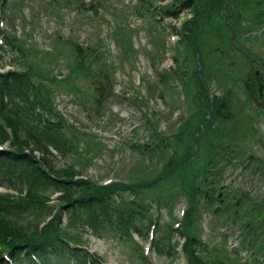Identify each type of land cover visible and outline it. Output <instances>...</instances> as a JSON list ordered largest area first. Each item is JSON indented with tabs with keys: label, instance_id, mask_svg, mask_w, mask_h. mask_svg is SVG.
<instances>
[{
	"label": "rangeland",
	"instance_id": "1",
	"mask_svg": "<svg viewBox=\"0 0 264 264\" xmlns=\"http://www.w3.org/2000/svg\"><path fill=\"white\" fill-rule=\"evenodd\" d=\"M189 1L193 5L184 7L175 0H0V72L30 75L48 98L42 114L58 119L68 142L62 156L51 155L63 180L35 178L21 163L0 166V254L6 233L15 229L29 235L40 230L52 241L58 258L49 264H193L190 254L216 264L219 257L229 262L232 253L230 264H264L262 245L248 247L244 224L259 215L243 212L256 210L264 195V132L249 136L239 125L234 141L227 133L212 141L210 133L195 158L201 166L191 171L182 169L188 156L178 155L175 167L162 171L168 155L157 154L158 132L174 133L177 145L190 142L183 119L175 121L182 131L166 132L163 124L168 115L162 105L186 101L178 83L196 101L193 85L200 76L204 97L232 103L229 114L236 115L251 110L245 92L254 95L261 91L257 83L264 86V0ZM68 67L69 77L59 80ZM215 108L220 118L228 111ZM225 146L226 199L214 213L218 202L202 195L220 185L215 162ZM92 185L108 190L103 202L68 206V197ZM99 204L117 210L110 215L119 225H107ZM232 221L233 245L242 250L230 246ZM191 239L206 245L204 255ZM254 251H261L259 260H251Z\"/></svg>",
	"mask_w": 264,
	"mask_h": 264
},
{
	"label": "trees",
	"instance_id": "2",
	"mask_svg": "<svg viewBox=\"0 0 264 264\" xmlns=\"http://www.w3.org/2000/svg\"><path fill=\"white\" fill-rule=\"evenodd\" d=\"M187 5L188 3H185L183 6ZM194 21L191 24L193 26ZM41 93L42 88L35 86L28 73L15 70L0 74V145H7L5 149H0V166L21 163L31 168L35 178H48L50 181V177L54 176L53 178L63 180L56 176L59 171L54 169L51 155L54 151L56 156H62L68 146L65 145L68 142L61 132L64 126L60 125L57 118L45 119L46 115L44 116L41 110L46 108L47 100L43 98H48L41 97ZM65 181L73 184L77 182L70 179ZM97 187L99 186L86 187L85 190L89 191H81L75 199L68 197V206L78 204L80 208L85 209L87 206H93V203L103 202L102 195L108 190H96ZM99 206L100 216L107 225H119L113 223L110 215L111 210L116 214V209L100 204ZM0 210L4 211L1 203ZM115 219L117 218L114 216L113 220ZM86 223L92 230V223L89 220H86ZM135 229L137 230L136 227ZM39 232L29 235L13 229L11 234L6 233L7 238L3 241L5 250L3 255L0 254V264H49L52 259L57 260L56 247L45 234ZM59 241L63 243L62 240ZM191 243L192 246L199 245L195 239H191ZM157 250L160 251L159 248ZM190 258L193 264H209L197 255L190 254ZM225 262L219 261L216 264H230V261Z\"/></svg>",
	"mask_w": 264,
	"mask_h": 264
},
{
	"label": "flooded vegetation",
	"instance_id": "3",
	"mask_svg": "<svg viewBox=\"0 0 264 264\" xmlns=\"http://www.w3.org/2000/svg\"><path fill=\"white\" fill-rule=\"evenodd\" d=\"M198 80L200 82L201 80L200 76L198 77ZM257 85L258 87H260V90H261V91H258L257 94L253 95L250 93V91H246L245 94L242 96L248 102V106L251 107V110L245 108L243 111V114H240V115H236L235 112L234 113L231 112L229 114V111H231L229 110V108L231 109L230 106L232 103H228L224 99L219 100V99H214L212 97L205 98L203 88L199 87L200 84L195 85L199 99H197L196 101H193V100L191 101V99L190 100L188 99L187 101H185L184 106H183L184 117H180L185 122V125H184L185 131H188L190 134L186 139L190 142H185L183 141V139H181V143L179 145L174 143V141L172 140L174 133H170V135L167 137V133H168L167 131H169V129L170 130L173 129L176 126H178L179 129L182 131V126H181L182 123L178 125L175 122V121H178L180 118H175L173 121H171V118L169 117L171 113L174 114L181 110H180V107H178L179 105L178 103H171L168 101V103L165 104L166 105L165 109L163 110V111H166L168 115L167 120L164 119V122L165 121H168V122L163 123V124H166L165 130L167 133L163 136L161 132H158L160 133V136L158 137L159 143H157L156 145L157 149L159 150V153H157L158 156L159 154L163 155V157L164 155H168L167 157L164 158L163 163L161 164L162 170L164 171L167 166H169L170 168H174L175 165L173 164V161L177 155L178 157L188 156L189 165L183 166L182 169L188 167V169H190L191 171L195 169L196 167L201 166L198 163H195V158L202 154V152H200L203 149V145L201 146L202 139L211 137L209 136L210 133H212L214 136V137L212 136L213 137L212 141L216 140L215 137L220 138L221 135L224 133H227V135H229L228 136L229 140L234 141L230 139V137L232 138L236 137L232 133L234 130H236L235 127H238L239 125H242L243 131L248 132L249 136H251V134L253 132H256L257 130L258 132L259 131L264 132V93H263L264 86L263 84H260V83H257ZM246 88L250 90V86L247 85ZM221 101L223 102L221 103ZM217 105H219L220 107H223V109H221L222 111L228 110L226 111V113H224L223 116H221V118L219 117V114L217 113L219 109L215 108V106ZM227 120L228 121L231 120L230 123L228 122L230 124L229 126L226 124V122H224ZM258 138L262 139L263 137L258 136ZM258 144L260 146L259 140H258ZM221 151H222V154L216 156V162H215L216 164L219 163L218 168L221 174H219L220 177H218L217 182L220 185L217 188V191H215L217 187V185L215 184L216 187L214 185V186H211V188H209V189L214 188L213 190L211 191L204 190V193L202 195L204 196L206 200L210 202H214V203L218 202V204H216L215 207L219 206V209L222 208L221 206L222 201L226 199L224 195L225 193L224 185L225 184H222V173H223V170L225 169V165L227 162H221V165H220V161H222V156L226 154L225 153L226 146L224 147V150L222 149ZM208 154H207V157L202 160V163L208 158ZM193 157L194 159L192 160ZM262 175H264V172ZM198 176L202 177L200 174H198ZM239 200L241 201V199ZM263 202H264V195L263 197H261L259 200L255 202L258 205V208H256V210H249V211H243V212L249 213L251 211H254L253 214L259 215L258 217H253L251 219L247 218L244 224L249 230H250V225L252 224H256L260 226V227H253L250 231L246 232V234L250 238L251 245L253 246L263 245V248H264V238L262 237L264 235V208H263L264 206H262ZM238 211H242V210L238 209L235 212H238ZM253 220H256V222H254ZM235 223L237 222L232 221L230 224H228V226L230 225L229 227L232 230H234ZM242 231H243V228L242 229L240 228L238 230L239 235L242 234ZM256 231H260L259 234ZM262 251L263 253H262L261 259L264 260V249Z\"/></svg>",
	"mask_w": 264,
	"mask_h": 264
}]
</instances>
